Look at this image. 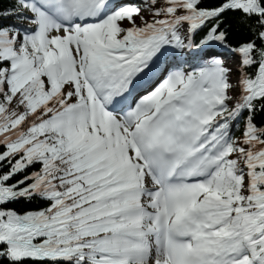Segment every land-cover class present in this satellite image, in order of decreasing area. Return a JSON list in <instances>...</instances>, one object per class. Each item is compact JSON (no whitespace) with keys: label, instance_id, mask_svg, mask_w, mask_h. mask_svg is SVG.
I'll use <instances>...</instances> for the list:
<instances>
[{"label":"snow or ice","instance_id":"6c2138e0","mask_svg":"<svg viewBox=\"0 0 264 264\" xmlns=\"http://www.w3.org/2000/svg\"><path fill=\"white\" fill-rule=\"evenodd\" d=\"M0 264H264V0H0Z\"/></svg>","mask_w":264,"mask_h":264}]
</instances>
